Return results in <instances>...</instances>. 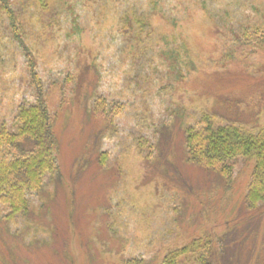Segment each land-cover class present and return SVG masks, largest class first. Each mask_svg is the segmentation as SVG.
Returning <instances> with one entry per match:
<instances>
[{"label":"rangeland","instance_id":"1","mask_svg":"<svg viewBox=\"0 0 264 264\" xmlns=\"http://www.w3.org/2000/svg\"><path fill=\"white\" fill-rule=\"evenodd\" d=\"M157 3L158 12L151 18L156 31L147 39L145 52H140V46L130 50L123 33L114 27V15L100 22L91 11L81 9L79 33L65 10L61 22L52 26L37 16L28 18L24 36L44 80L47 104L57 116L56 156L61 167L59 180L51 178L56 186L48 185L50 190L56 187L57 192H49L54 199H45L50 205L42 212L38 198L32 196L33 211L38 210V220L44 222L39 228L57 236L52 242L44 239L49 234L36 229L39 221L16 217L10 224L14 236L0 232V264H120L119 258L131 256L161 264L168 249L187 244L203 234L202 228L220 236L244 219L242 204L253 161L234 162L233 188L224 192L203 169L184 160L179 125L192 124L206 113L220 123L263 126V97L249 95L242 108L238 100L246 92H255L253 76L264 79V49L246 54L244 62L236 42L223 31L214 34L213 26L201 21L204 11L198 0ZM172 48L179 51V63L187 73L179 74L175 63L159 54L160 49ZM137 51L141 55L135 57L132 52ZM245 63L250 66L245 68ZM96 68L101 73L99 93L109 102L126 104L114 132L101 142L108 156L105 166L99 165L88 147L103 117L91 116L83 104L85 91L91 89L88 78L95 79ZM244 70L249 79L243 86H228L232 74ZM227 73L229 77H224ZM23 76L27 77L22 49L4 30L0 34V125L10 123L22 101L34 99ZM164 119L171 126L166 130L171 135L164 142L165 155L175 146L181 153L170 152L171 172L174 176L178 172L194 189L190 209L182 218L173 211L181 203L174 193L181 190L167 184L170 171L161 166L160 171L154 170L153 161L145 159L150 153L159 155L150 144L157 140L155 126ZM201 208L204 215L198 214ZM4 210L0 202V216ZM23 231L24 242L33 247L13 244L17 232ZM259 233L252 264H264V218Z\"/></svg>","mask_w":264,"mask_h":264},{"label":"trees","instance_id":"2","mask_svg":"<svg viewBox=\"0 0 264 264\" xmlns=\"http://www.w3.org/2000/svg\"><path fill=\"white\" fill-rule=\"evenodd\" d=\"M80 1L0 0V34L4 30L9 31L11 38L22 49L27 76H23L22 79L26 81L27 78L34 96L31 101H22L19 104L10 123L0 125V202L5 206L4 213L0 216V220L4 223L0 232L3 235H12L10 224L16 217H22L30 222L39 221L34 224L36 229L44 224L41 217L38 220V210L45 212V207L50 205V201L46 203L45 199L50 196L54 199L55 195L49 192L57 191L56 187L50 190L48 185L51 183L56 186L57 183L52 179L55 178L57 182L61 177V167L56 156L57 116L51 112L47 104L44 80L24 36L28 18L34 19L37 16L40 21H47L48 26H52L61 22L63 17L61 13L65 10L71 15L70 21L72 27L76 28L75 32L79 33L81 9L91 11L93 18L100 22L103 21V17L114 15L116 23L114 27L123 33L130 50L140 46V52L141 49L143 52L147 50L149 47L147 39L156 31L151 18L158 12V0ZM199 2L198 0L199 7L201 6L204 11L201 21L204 24L209 22V25L213 26L211 29L214 34L223 35L221 32L223 31L226 37L236 42L243 61L247 57L246 54H254L264 49V0H201V4ZM111 18L113 20V16ZM80 37L78 34L77 38ZM170 37L174 41L178 40V37ZM140 52L132 53L138 57L141 55ZM178 53L176 48H172L160 49L159 54L163 58L170 59L172 65L175 63V70L177 67L179 74L187 73L179 63ZM90 58L89 56L86 60ZM190 62L194 66V63ZM249 66L245 63L244 67ZM85 68H87L86 64ZM93 71L95 79L92 81L90 77L88 78L87 84L89 87L91 85V89L87 88L89 91H85L83 104L85 111L91 116L103 117V123L91 135L88 147L99 165L105 166L108 156L100 148L101 142L108 133L114 132L116 119L123 113L126 104L118 101L109 102L100 94L97 88L101 73L97 68ZM244 72L247 71H241L239 75L232 74L233 78L228 82V86H243V81L249 79ZM228 74L223 76L229 77ZM253 78L252 86L255 92L249 91L243 94L238 100L239 108L246 104L245 99H249V95L258 94L264 99V79L255 76ZM169 124L168 120L164 119L155 126L154 136L157 140L150 144V148L159 150V155L155 157L150 153L145 159L153 161L151 166L154 170L160 171L161 166L166 171H170L167 184H172L181 190L179 193H174L181 203L180 207H174L173 211L182 218L186 217L190 209L194 189L178 172L175 174L177 177L171 172L173 163L169 160L170 152L181 153L175 146L173 149L171 147L166 149L169 152L167 156L165 155L164 142L171 135L170 133L168 136L166 132L171 128ZM179 126L182 133L180 147L184 160L203 169L212 184L215 181L224 192L233 188L234 162L245 158L253 161L254 164L242 204L241 214L244 219L240 218L238 222H234L235 224L220 236L212 235L210 231L202 228L203 234L192 238L187 244L168 249L162 257L161 264H252L259 249L258 235L260 223L264 218V125L253 128L235 122L220 123L216 122L213 116L204 113L192 124L180 123ZM47 177L50 178L48 182ZM183 185L186 186V191ZM32 196L37 197L40 203L36 213L33 211ZM205 213L203 208L198 211V214ZM200 217L198 215L196 223L199 222ZM41 233L43 235L48 233L49 237L44 239L51 242L57 236L45 229L41 230ZM23 234L24 231L17 232L18 236L15 237L13 244L19 247L21 245L33 247L34 244L29 241L24 242ZM44 239L42 241H45ZM119 261L120 264H149V261L141 256L122 257Z\"/></svg>","mask_w":264,"mask_h":264}]
</instances>
